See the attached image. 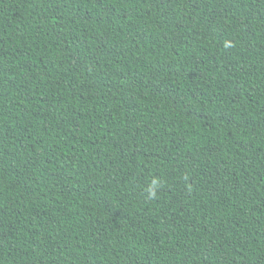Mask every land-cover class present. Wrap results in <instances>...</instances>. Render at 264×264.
Returning <instances> with one entry per match:
<instances>
[{"label": "trees", "instance_id": "obj_1", "mask_svg": "<svg viewBox=\"0 0 264 264\" xmlns=\"http://www.w3.org/2000/svg\"><path fill=\"white\" fill-rule=\"evenodd\" d=\"M0 264H264V0H0Z\"/></svg>", "mask_w": 264, "mask_h": 264}, {"label": "clouds", "instance_id": "obj_2", "mask_svg": "<svg viewBox=\"0 0 264 264\" xmlns=\"http://www.w3.org/2000/svg\"><path fill=\"white\" fill-rule=\"evenodd\" d=\"M156 183L154 182L153 185H152V188L150 189V194L151 195H155V188H156Z\"/></svg>", "mask_w": 264, "mask_h": 264}]
</instances>
